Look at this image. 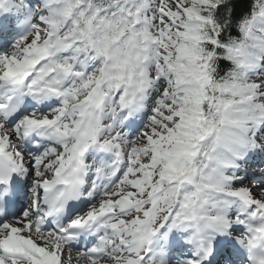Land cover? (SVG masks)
Returning a JSON list of instances; mask_svg holds the SVG:
<instances>
[{
    "label": "snow or ice",
    "instance_id": "snow-or-ice-1",
    "mask_svg": "<svg viewBox=\"0 0 264 264\" xmlns=\"http://www.w3.org/2000/svg\"><path fill=\"white\" fill-rule=\"evenodd\" d=\"M0 264H264V0H0Z\"/></svg>",
    "mask_w": 264,
    "mask_h": 264
}]
</instances>
